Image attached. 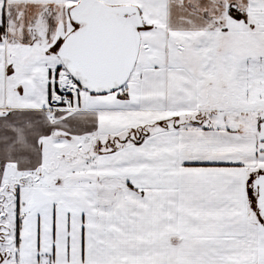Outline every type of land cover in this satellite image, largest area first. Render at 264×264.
Wrapping results in <instances>:
<instances>
[{
	"label": "snow or ice",
	"instance_id": "6c2138e0",
	"mask_svg": "<svg viewBox=\"0 0 264 264\" xmlns=\"http://www.w3.org/2000/svg\"><path fill=\"white\" fill-rule=\"evenodd\" d=\"M0 264H264V0H0Z\"/></svg>",
	"mask_w": 264,
	"mask_h": 264
}]
</instances>
